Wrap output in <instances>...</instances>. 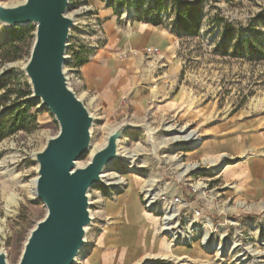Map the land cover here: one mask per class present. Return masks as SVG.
<instances>
[{
  "label": "rangeland",
  "instance_id": "rangeland-1",
  "mask_svg": "<svg viewBox=\"0 0 264 264\" xmlns=\"http://www.w3.org/2000/svg\"><path fill=\"white\" fill-rule=\"evenodd\" d=\"M179 1L198 0H70L76 26L65 70L73 87L75 77L83 81L77 93L96 120L91 153L78 167L117 127H144L124 135L106 182L88 193L92 225L77 264H264V198L248 199L226 178L230 166L264 161V154L237 150L241 142L232 137L244 127L242 133L264 140V0H201L200 21L189 33L178 26ZM153 27L165 41L147 59ZM35 39L36 26L0 25V252L8 264H19L30 233L47 215L33 192L34 157L60 132L51 113L31 101L23 69ZM113 43L124 59H141V67L113 88L105 73L84 81L78 65L99 61ZM27 106L22 129L12 132L6 119ZM184 132L199 145L172 140ZM177 233L197 239L180 245ZM204 236L211 249L203 247ZM219 246L224 249L216 251Z\"/></svg>",
  "mask_w": 264,
  "mask_h": 264
},
{
  "label": "water",
  "instance_id": "water-1",
  "mask_svg": "<svg viewBox=\"0 0 264 264\" xmlns=\"http://www.w3.org/2000/svg\"><path fill=\"white\" fill-rule=\"evenodd\" d=\"M70 0H25L14 7L0 5V25L36 26V39L23 71L31 88V101L40 102L60 127L56 137L34 157L37 165L35 196L47 210L30 233L19 264H76L92 225L88 193L102 184L107 167L120 159L119 145L128 131L143 126L123 124L114 129L105 146L84 167L90 155L95 123L86 103L72 88L65 70L71 32ZM0 264H8L0 252Z\"/></svg>",
  "mask_w": 264,
  "mask_h": 264
},
{
  "label": "crops",
  "instance_id": "crops-1",
  "mask_svg": "<svg viewBox=\"0 0 264 264\" xmlns=\"http://www.w3.org/2000/svg\"><path fill=\"white\" fill-rule=\"evenodd\" d=\"M149 27V25H146ZM154 31H148L147 41L148 47H158L164 45L165 38L159 35V31L155 28ZM147 48V47H145ZM119 44L113 43L108 50L104 49L100 53V60L81 66L78 69L81 78L84 81L90 83L94 79L101 80L98 73H105L107 85L113 88L119 83L122 76H125L129 69L132 67H141L143 61L141 59L127 58L124 59L121 50H119ZM92 71H95L97 75L92 76ZM83 81H77L74 89L82 88ZM89 85V84H88ZM244 127H239L237 134L232 137L237 138V141L241 143L238 145L237 150L242 148L244 152L249 151L253 155L264 154V140L257 137L255 134L242 133ZM226 178L228 181L237 183L241 187L240 194L244 195L248 199H263L264 198V161L256 163H247V165H234L226 169Z\"/></svg>",
  "mask_w": 264,
  "mask_h": 264
},
{
  "label": "trees",
  "instance_id": "trees-1",
  "mask_svg": "<svg viewBox=\"0 0 264 264\" xmlns=\"http://www.w3.org/2000/svg\"><path fill=\"white\" fill-rule=\"evenodd\" d=\"M158 5H163L162 1H159ZM178 6L179 9L176 13L178 26L189 33L191 28L200 21L202 14L201 0H198L195 4L179 1ZM152 24L155 26L161 25L160 21L152 22ZM83 65L84 63H80L78 66L81 67ZM29 108L30 106H27L25 109L18 108L15 113L11 114L10 117L6 119L10 122L12 132H18L22 129L20 126L21 123L24 122V119L28 118Z\"/></svg>",
  "mask_w": 264,
  "mask_h": 264
},
{
  "label": "built area",
  "instance_id": "built-area-1",
  "mask_svg": "<svg viewBox=\"0 0 264 264\" xmlns=\"http://www.w3.org/2000/svg\"><path fill=\"white\" fill-rule=\"evenodd\" d=\"M161 53L160 49L158 47H147L143 50V56L146 57L147 59H151L157 55H159ZM132 54H136V52L132 51ZM124 57H126V54L123 55ZM73 77H75V75H73ZM70 78V82L72 85V76L69 77ZM75 80L80 81L77 77H75ZM72 88L74 89V87L72 86ZM75 90V89H74ZM76 91V90H75ZM77 93V91H76ZM78 94V93H77ZM156 202H152V206L154 205V207H158L157 205H155ZM155 211H159V209L154 208ZM162 212V211H161ZM197 216H200L199 213H197ZM196 231H198L199 235L200 233H204L203 229L197 228L195 229ZM197 238H195L194 236H188L185 233H177V235L174 237V241L180 245H184V246H191L194 243V240H196ZM202 238V245L204 248L207 249H211L210 247V241L208 239V237L205 239ZM224 249V246H219L218 249L216 251H222ZM222 253V252H221Z\"/></svg>",
  "mask_w": 264,
  "mask_h": 264
},
{
  "label": "bare ground",
  "instance_id": "bare-ground-1",
  "mask_svg": "<svg viewBox=\"0 0 264 264\" xmlns=\"http://www.w3.org/2000/svg\"><path fill=\"white\" fill-rule=\"evenodd\" d=\"M82 99V98H81ZM173 131V130H172ZM180 133H182V132H180ZM185 133V132H184ZM172 140H174V141H179V140H184L185 142H187V144L188 143H191L190 144V146L191 147H196V146H198L199 145V143H198V141L197 142H195L196 141V139H195V134L194 133H188V132H186L185 133V135L184 136H177V137H174ZM91 149H92V147H91ZM98 150H100V149H97V150H94L92 153L94 154L95 152H97ZM90 153H91V150H90ZM93 156V155H92ZM225 156V155H224ZM92 158V157H91ZM84 167V166H83ZM81 168V167H80ZM197 167L195 166V165H193V166H186V167H184L183 168V172L181 173V175H184L186 172H188V171H192V170H194V169H196ZM105 173V172H104ZM103 173V174H104ZM108 177V176H107ZM102 178H103V175H102ZM105 179V178H104ZM104 182H106V181H104ZM103 182V183H104ZM35 184H36V179L35 180H33V186H34V196H35ZM160 191V190H159ZM32 192V191H31ZM161 192V191H160ZM159 192V193H160ZM156 194H158V193H156L155 192V194H151V196H150V198L152 197L153 199H155L154 197H156L157 195ZM154 196V197H153ZM36 197V196H35ZM80 257V256H79ZM79 257H78V259H77V261H76V264H77V262H78V260H80L79 259Z\"/></svg>",
  "mask_w": 264,
  "mask_h": 264
}]
</instances>
